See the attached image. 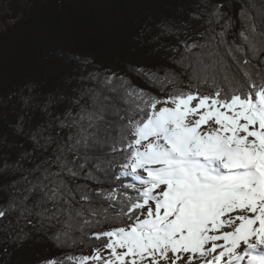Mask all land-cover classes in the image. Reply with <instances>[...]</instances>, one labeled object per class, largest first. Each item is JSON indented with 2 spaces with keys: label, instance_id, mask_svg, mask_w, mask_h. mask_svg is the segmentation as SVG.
I'll list each match as a JSON object with an SVG mask.
<instances>
[{
  "label": "snow or ice",
  "instance_id": "snow-or-ice-1",
  "mask_svg": "<svg viewBox=\"0 0 264 264\" xmlns=\"http://www.w3.org/2000/svg\"><path fill=\"white\" fill-rule=\"evenodd\" d=\"M240 18L234 39L210 0L161 21L174 67L130 65L147 88L84 58L68 91H21L0 134V251L39 237L68 249L39 264H264V8Z\"/></svg>",
  "mask_w": 264,
  "mask_h": 264
},
{
  "label": "trees",
  "instance_id": "trees-1",
  "mask_svg": "<svg viewBox=\"0 0 264 264\" xmlns=\"http://www.w3.org/2000/svg\"><path fill=\"white\" fill-rule=\"evenodd\" d=\"M223 5L233 19L230 39L243 28L240 10L253 5L264 8V0H210ZM200 0H9L0 29V134L14 121L13 105L21 91L35 85L37 92L68 91L79 74L81 59L89 69L128 76L141 87L148 85L130 65L155 69L168 65L166 53L154 39L161 21L181 26ZM193 36L191 30L180 39ZM175 44L173 37L163 38ZM154 91L153 89H149ZM15 94V95H13ZM18 111V105H16ZM5 245L0 242V248ZM44 238L34 237L23 247L0 251V264H39L44 258L61 256Z\"/></svg>",
  "mask_w": 264,
  "mask_h": 264
},
{
  "label": "rangeland",
  "instance_id": "rangeland-1",
  "mask_svg": "<svg viewBox=\"0 0 264 264\" xmlns=\"http://www.w3.org/2000/svg\"><path fill=\"white\" fill-rule=\"evenodd\" d=\"M8 1L9 0H0V29L3 26V14L8 8Z\"/></svg>",
  "mask_w": 264,
  "mask_h": 264
}]
</instances>
